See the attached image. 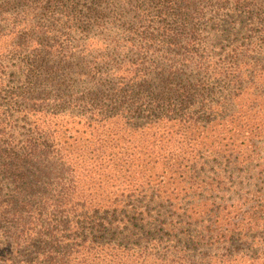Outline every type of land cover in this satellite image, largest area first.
Here are the masks:
<instances>
[{"label":"trees","instance_id":"trees-1","mask_svg":"<svg viewBox=\"0 0 264 264\" xmlns=\"http://www.w3.org/2000/svg\"><path fill=\"white\" fill-rule=\"evenodd\" d=\"M0 264H264V0H0Z\"/></svg>","mask_w":264,"mask_h":264},{"label":"rangeland","instance_id":"rangeland-1","mask_svg":"<svg viewBox=\"0 0 264 264\" xmlns=\"http://www.w3.org/2000/svg\"><path fill=\"white\" fill-rule=\"evenodd\" d=\"M73 132V131H72Z\"/></svg>","mask_w":264,"mask_h":264}]
</instances>
